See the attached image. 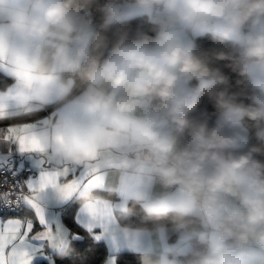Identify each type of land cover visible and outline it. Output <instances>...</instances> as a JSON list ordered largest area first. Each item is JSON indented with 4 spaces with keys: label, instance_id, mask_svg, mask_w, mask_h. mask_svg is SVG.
Returning <instances> with one entry per match:
<instances>
[{
    "label": "clouds",
    "instance_id": "obj_1",
    "mask_svg": "<svg viewBox=\"0 0 264 264\" xmlns=\"http://www.w3.org/2000/svg\"><path fill=\"white\" fill-rule=\"evenodd\" d=\"M0 264H264V0H0Z\"/></svg>",
    "mask_w": 264,
    "mask_h": 264
},
{
    "label": "built area",
    "instance_id": "obj_2",
    "mask_svg": "<svg viewBox=\"0 0 264 264\" xmlns=\"http://www.w3.org/2000/svg\"><path fill=\"white\" fill-rule=\"evenodd\" d=\"M3 215H4V213L2 211H0V216H3Z\"/></svg>",
    "mask_w": 264,
    "mask_h": 264
}]
</instances>
